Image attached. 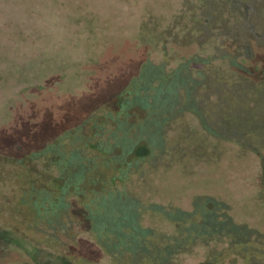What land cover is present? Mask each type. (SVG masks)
Segmentation results:
<instances>
[{"label":"rangeland","instance_id":"obj_1","mask_svg":"<svg viewBox=\"0 0 264 264\" xmlns=\"http://www.w3.org/2000/svg\"><path fill=\"white\" fill-rule=\"evenodd\" d=\"M0 264H264V0H0Z\"/></svg>","mask_w":264,"mask_h":264},{"label":"flooded vegetation","instance_id":"obj_2","mask_svg":"<svg viewBox=\"0 0 264 264\" xmlns=\"http://www.w3.org/2000/svg\"><path fill=\"white\" fill-rule=\"evenodd\" d=\"M208 216V215H207ZM204 225V224H203Z\"/></svg>","mask_w":264,"mask_h":264}]
</instances>
